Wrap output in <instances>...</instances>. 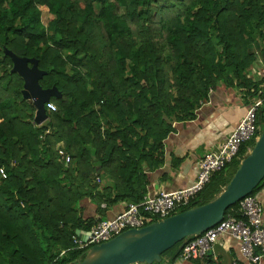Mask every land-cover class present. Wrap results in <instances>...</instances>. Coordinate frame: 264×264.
<instances>
[{"label":"trees","instance_id":"obj_1","mask_svg":"<svg viewBox=\"0 0 264 264\" xmlns=\"http://www.w3.org/2000/svg\"><path fill=\"white\" fill-rule=\"evenodd\" d=\"M13 56L36 60L41 87L61 94L44 126ZM258 66L264 0H0V264H75L88 250L73 238L95 224L82 204L105 220L143 202L175 125L194 121L220 86L264 98V75L250 76ZM257 124L232 164L171 216L224 191L264 130V102ZM263 189L264 180L251 196ZM230 216L243 218L239 203ZM181 245L153 264L178 263Z\"/></svg>","mask_w":264,"mask_h":264},{"label":"built area","instance_id":"obj_2","mask_svg":"<svg viewBox=\"0 0 264 264\" xmlns=\"http://www.w3.org/2000/svg\"><path fill=\"white\" fill-rule=\"evenodd\" d=\"M261 95L264 93L261 92ZM264 102V98L256 100L249 107L246 116L239 126L227 138L222 148L204 157L200 164L197 181L189 188L175 192H161L147 197L139 204H129L114 219L98 220L91 231L82 232L83 239L74 237L76 249L89 250L95 245L108 242L124 232L141 229L151 224L152 217L161 221L189 205L210 183L214 175L223 172L238 157L242 145L257 136V115ZM51 111L56 107L51 102L47 104ZM39 125V124H38ZM64 155L63 151H60ZM67 158V162H69ZM0 177L7 178V174L0 167ZM104 208L106 205L103 206ZM239 212L242 219L235 216L225 218L220 224L206 233L188 238L176 264H185L191 260L205 259L212 247L223 236H230L240 245V254L246 264H262L264 261V210L257 197L248 196L239 202ZM174 216V215H173ZM258 250L260 252H258ZM234 264H239L235 262Z\"/></svg>","mask_w":264,"mask_h":264},{"label":"water","instance_id":"obj_3","mask_svg":"<svg viewBox=\"0 0 264 264\" xmlns=\"http://www.w3.org/2000/svg\"><path fill=\"white\" fill-rule=\"evenodd\" d=\"M14 71L25 80L23 95L37 108L35 121L42 125L48 120L46 105L52 97H60L58 88L44 90L40 80L46 75L36 60L13 56ZM30 64L32 67H30ZM264 180V130L251 152L243 159L234 177L217 198L201 207L178 213L141 229L91 247L75 264H153L162 261V254L186 240L200 236L220 224L226 212L250 196Z\"/></svg>","mask_w":264,"mask_h":264},{"label":"crops","instance_id":"obj_4","mask_svg":"<svg viewBox=\"0 0 264 264\" xmlns=\"http://www.w3.org/2000/svg\"><path fill=\"white\" fill-rule=\"evenodd\" d=\"M255 101L245 90L220 86L211 91L209 100L197 111L194 121L175 125V133L165 142L164 166L147 174L150 182L147 195L191 187L197 181L204 157L222 148ZM256 197L264 210V189ZM126 206L120 204L111 208L105 219H114ZM81 207L85 220L96 222L101 219L97 208L90 202H84ZM80 234L83 239L84 235ZM239 247L237 241L226 235L212 247L208 257L215 264H246Z\"/></svg>","mask_w":264,"mask_h":264},{"label":"rangeland","instance_id":"obj_5","mask_svg":"<svg viewBox=\"0 0 264 264\" xmlns=\"http://www.w3.org/2000/svg\"><path fill=\"white\" fill-rule=\"evenodd\" d=\"M51 18H53V17H51V16H47V15H44V17H43V21H44V23L45 24H47L48 22H49V20H51ZM261 74H260V73ZM262 75H264V68L263 67H261V66H258V67H254L253 69H252V71L250 72V76L251 77H259L258 79H260V78H262ZM32 103H33V101H31ZM44 124L45 123H43L41 126H44ZM257 142V141H256ZM256 142H255V144H256ZM255 144H254V146H255ZM253 149V147L250 149V151ZM61 151V150H60ZM243 161V160H242ZM234 170H235V168H232V170H231V173L233 174L234 173ZM231 173H230V171H229V175L228 176H230L231 175Z\"/></svg>","mask_w":264,"mask_h":264},{"label":"bare ground","instance_id":"obj_6","mask_svg":"<svg viewBox=\"0 0 264 264\" xmlns=\"http://www.w3.org/2000/svg\"><path fill=\"white\" fill-rule=\"evenodd\" d=\"M146 197H147V196H146ZM146 197H145V198H146Z\"/></svg>","mask_w":264,"mask_h":264}]
</instances>
